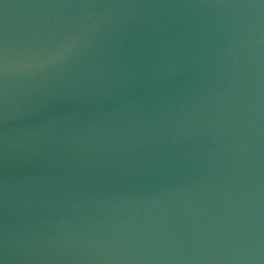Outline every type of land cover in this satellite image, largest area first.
Wrapping results in <instances>:
<instances>
[{
  "label": "water",
  "instance_id": "1",
  "mask_svg": "<svg viewBox=\"0 0 264 264\" xmlns=\"http://www.w3.org/2000/svg\"><path fill=\"white\" fill-rule=\"evenodd\" d=\"M0 264H264V0H0Z\"/></svg>",
  "mask_w": 264,
  "mask_h": 264
}]
</instances>
